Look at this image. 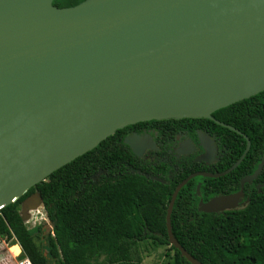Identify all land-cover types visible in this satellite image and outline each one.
<instances>
[{"label":"water","instance_id":"obj_1","mask_svg":"<svg viewBox=\"0 0 264 264\" xmlns=\"http://www.w3.org/2000/svg\"><path fill=\"white\" fill-rule=\"evenodd\" d=\"M53 1L0 0V210L142 122L214 121L244 137L232 169L242 162L249 140L212 115L264 92V0ZM263 165L264 157L242 186ZM192 177L167 207L166 232L171 247L201 264L170 226L177 192ZM229 201L199 211L230 209Z\"/></svg>","mask_w":264,"mask_h":264},{"label":"trees","instance_id":"obj_2","mask_svg":"<svg viewBox=\"0 0 264 264\" xmlns=\"http://www.w3.org/2000/svg\"><path fill=\"white\" fill-rule=\"evenodd\" d=\"M83 1L54 0L53 5L68 8ZM212 116L250 141L236 171L255 169L264 151V92ZM215 127L238 149V159L246 147L244 137ZM120 131L0 210V251L11 264L16 261L8 249L14 245L30 264H142L139 242L170 246L164 190L156 181L124 171L123 163L133 157L117 139ZM258 182H264V166ZM34 194L48 228L41 225L32 233L21 219L20 206L31 196L26 204L36 205ZM170 226L179 245L201 264H264V186L245 208L223 215L198 213L195 205L176 202ZM170 249L172 264H190Z\"/></svg>","mask_w":264,"mask_h":264},{"label":"flooded vegetation","instance_id":"obj_3","mask_svg":"<svg viewBox=\"0 0 264 264\" xmlns=\"http://www.w3.org/2000/svg\"><path fill=\"white\" fill-rule=\"evenodd\" d=\"M214 120L225 124L216 118ZM215 125L221 127L210 120L182 119L149 121L124 127L117 139H120L123 150L133 157L123 163L124 171L156 181L164 190L163 201L168 205L179 185L193 176L179 189L174 204L195 205L198 213H204L199 211L200 205L230 198V209L206 214L223 215L245 208L251 197L264 186V182H258L262 170L257 178L243 186L242 180L256 171L264 151L255 169L249 167L236 171L242 162L232 169L243 153L235 160L238 149ZM254 165L252 163L251 167Z\"/></svg>","mask_w":264,"mask_h":264},{"label":"rangeland","instance_id":"obj_4","mask_svg":"<svg viewBox=\"0 0 264 264\" xmlns=\"http://www.w3.org/2000/svg\"><path fill=\"white\" fill-rule=\"evenodd\" d=\"M20 215L23 222L25 223L26 228L32 233H35L37 227L46 225L47 222L43 212L42 204L39 199L37 200V204L35 205L32 203L31 207L28 205L22 206L21 204ZM2 245L7 246L4 242ZM138 247L142 258V264H172L171 257L173 252L170 249V246H159L152 240H145L139 242ZM25 260L26 259L21 256V253L15 259L16 264H22ZM0 264H11V262L6 258L5 254L1 251Z\"/></svg>","mask_w":264,"mask_h":264},{"label":"bare ground","instance_id":"obj_5","mask_svg":"<svg viewBox=\"0 0 264 264\" xmlns=\"http://www.w3.org/2000/svg\"><path fill=\"white\" fill-rule=\"evenodd\" d=\"M9 249L8 250L10 254L14 256L13 257L14 259H16L21 253L20 247L18 245L11 246ZM22 264H29V263L24 261Z\"/></svg>","mask_w":264,"mask_h":264},{"label":"built area","instance_id":"obj_6","mask_svg":"<svg viewBox=\"0 0 264 264\" xmlns=\"http://www.w3.org/2000/svg\"><path fill=\"white\" fill-rule=\"evenodd\" d=\"M26 262V261H25Z\"/></svg>","mask_w":264,"mask_h":264}]
</instances>
